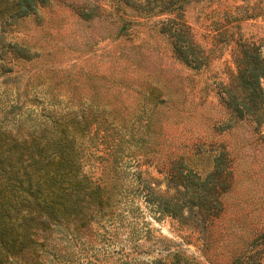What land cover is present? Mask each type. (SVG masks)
<instances>
[{
	"label": "rangeland",
	"instance_id": "1",
	"mask_svg": "<svg viewBox=\"0 0 264 264\" xmlns=\"http://www.w3.org/2000/svg\"><path fill=\"white\" fill-rule=\"evenodd\" d=\"M111 9L109 0H49L4 32L0 103L20 102L22 115L34 116L55 93L58 108L80 107L92 169L109 170L120 185L111 218L55 225L29 264L256 262L264 256V118H230L221 86L235 71L231 40L252 39L264 55V0L187 3L184 18L209 50L201 67L173 54L159 30L164 15ZM118 15L130 20L127 29ZM221 149L230 174L219 215L205 223L168 187L165 170L203 176ZM159 195H174L183 212L161 210Z\"/></svg>",
	"mask_w": 264,
	"mask_h": 264
},
{
	"label": "trees",
	"instance_id": "2",
	"mask_svg": "<svg viewBox=\"0 0 264 264\" xmlns=\"http://www.w3.org/2000/svg\"><path fill=\"white\" fill-rule=\"evenodd\" d=\"M48 1L0 0V57L7 44L5 30L17 18ZM109 1L110 13L129 8L147 15H164L158 20L159 30L167 35L173 54L185 64L201 67L209 59V50L195 40L184 18L191 0ZM117 17L119 30L127 29L130 20ZM230 43L235 71L222 83V101L230 118H249L260 124L264 118V55L259 44L247 37L240 36ZM59 100V94H48V105L41 104L34 116L31 112L22 115L20 102L0 103V264L37 263L39 249L55 225L68 228L73 224L79 229L101 222L111 218L113 206L120 201L119 182L109 177V170L96 175L92 169L85 139L90 127L82 121V109L64 111L57 107ZM108 148L111 154V146ZM219 154L203 176L190 168L187 175H174L172 168L165 170L168 187L174 194L186 195L189 207L197 208L205 223L219 215L221 194L230 174L226 152L221 149ZM159 196L161 210L173 216L183 212L181 204L172 202L174 195ZM197 221L200 219L194 223ZM244 264H264V256Z\"/></svg>",
	"mask_w": 264,
	"mask_h": 264
}]
</instances>
